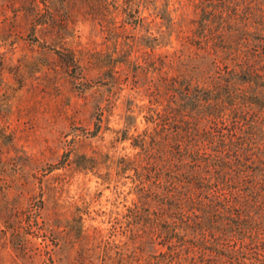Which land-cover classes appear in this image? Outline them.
I'll list each match as a JSON object with an SVG mask.
<instances>
[{
    "label": "rangeland",
    "instance_id": "obj_1",
    "mask_svg": "<svg viewBox=\"0 0 264 264\" xmlns=\"http://www.w3.org/2000/svg\"><path fill=\"white\" fill-rule=\"evenodd\" d=\"M158 9L180 23L143 47L135 38L143 24L157 35ZM193 17L186 0H0V264H99L118 251L111 221L134 196L113 163L134 153L123 129L144 128L136 106L147 98L123 60L111 86L99 63L171 53Z\"/></svg>",
    "mask_w": 264,
    "mask_h": 264
},
{
    "label": "trees",
    "instance_id": "obj_2",
    "mask_svg": "<svg viewBox=\"0 0 264 264\" xmlns=\"http://www.w3.org/2000/svg\"><path fill=\"white\" fill-rule=\"evenodd\" d=\"M186 1L194 17L179 49L99 63L111 86L123 60L147 98L136 106L144 128L123 129L134 153L113 163L134 196L110 225L124 240L99 264H264V0ZM133 13L123 11L126 24ZM153 15L157 35L143 24L135 38L143 47L180 23L166 9Z\"/></svg>",
    "mask_w": 264,
    "mask_h": 264
}]
</instances>
